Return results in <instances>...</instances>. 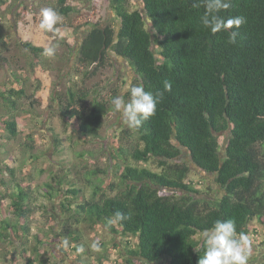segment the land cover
<instances>
[{
	"label": "trees",
	"instance_id": "1",
	"mask_svg": "<svg viewBox=\"0 0 264 264\" xmlns=\"http://www.w3.org/2000/svg\"><path fill=\"white\" fill-rule=\"evenodd\" d=\"M7 1L0 0V7ZM109 2L118 28L85 23L82 28L88 32L76 52L77 74L87 76L90 68H103L107 49L112 48L130 64L147 92L162 91L165 81L172 89L164 92L156 114L135 130L136 143L114 150L124 165L116 166L122 171L119 186L112 184L108 190L101 182L88 179L92 192L87 195L81 184L69 180H58L56 187L45 184L46 196L56 197L55 191L67 195V204H62L66 220L56 230L50 216L48 231L33 238L42 245L51 241L49 234L60 233L77 244L74 251L80 264H87L77 251L82 232L76 226L101 225L111 234L137 238L136 247L127 249V264L161 260L198 264L203 255L201 233L217 219H233L237 232L248 236L252 221L264 226V0H232V7L221 13L225 18L246 17L247 23L237 30L236 44L228 43L227 33L213 35L202 26L205 8L202 3L193 7L197 0H140L142 9L133 10L131 0ZM53 9L65 18L76 11L69 0H57ZM58 27L65 29L67 24ZM6 44L0 31V59L12 77L11 85L0 89V100L14 112L27 97L26 81L3 56ZM21 46L39 65L44 48L25 40ZM89 95L88 89L69 87L61 117L82 135L97 138L108 103L106 98H96L87 106ZM0 123L8 133L0 135V140L18 137L19 122L14 116L0 117ZM182 149L189 152L197 169L214 176L222 197L201 196L203 192L188 180L189 165L177 161ZM151 161L158 171L140 166ZM7 168L12 179L3 181L9 191L2 199H9L16 221L9 219L0 202V242L12 244L15 237L28 243L35 188L28 181L16 182L15 169ZM64 183H68L65 192L61 190ZM117 211L130 212L131 219L108 227L106 220ZM26 252L23 248L25 264H34ZM35 252L39 257L41 250L35 247ZM99 260L102 264L103 258ZM37 264L49 262L40 257Z\"/></svg>",
	"mask_w": 264,
	"mask_h": 264
},
{
	"label": "rangeland",
	"instance_id": "2",
	"mask_svg": "<svg viewBox=\"0 0 264 264\" xmlns=\"http://www.w3.org/2000/svg\"><path fill=\"white\" fill-rule=\"evenodd\" d=\"M69 3L76 11L69 17H63L67 28L60 29L61 35L58 36L41 33L37 29L41 11L44 8H54L57 0H8L6 6L0 7V31L7 40L3 56L9 58L11 68L23 75L27 91V97L19 101L14 112L0 100V117L14 116L19 122L17 138L0 140L3 146L0 147V202L10 220L16 221V217L11 214L10 201L8 198L2 199V195L9 191L2 183L12 179L7 167L15 169L16 182L28 181L35 188L32 200L35 210L32 236L28 238V243L15 237L11 239L12 244L8 241L0 242V264H25L26 259L21 256L23 248H27L26 254L34 264L38 263L40 257L47 259L49 264H80L78 254L74 251L77 244L69 241L67 248L62 247V234H49L52 236L49 239L51 241H44L45 244L43 242L42 245L36 244L33 238L41 231H48L50 216L53 218L52 222L55 221L56 230L63 227L66 220L62 204H67V195L55 191L56 197L50 198L45 195L44 186L51 182L56 187L58 180H69L81 184L87 195L92 192L88 179L95 183L101 182L108 190L112 184L119 186L122 171L116 166L124 165L118 161L114 150L119 147L128 148L136 143L135 130L128 128L111 105V99L122 93L127 81L131 80L134 84L140 82L130 64L109 48L108 59L103 68H90L87 76L78 75L76 71V52L88 32L82 28L85 23L89 21L91 24H98L102 29L118 28L119 21L111 11L110 2L69 0ZM131 9H142L140 0H131ZM69 26L77 30L73 31ZM23 40L43 48L55 44L56 55L53 58L42 55L41 64L37 65L33 63L31 53L21 46ZM11 79L0 59V89L3 86L9 87ZM69 87L89 90L90 95L85 102L87 106H91L96 98L107 99L108 112L99 137L82 135L71 124L66 125L61 117L60 109ZM124 95L125 100H128V95ZM7 134L0 123V135ZM222 144L224 146L225 143ZM177 161L189 165L191 173L188 180L203 192V198L222 197L223 193L215 185L214 176L197 169L186 149H182V155ZM130 163L139 166L132 160ZM140 166L158 171L154 161ZM67 189L68 183H64L61 190L65 192ZM250 227L252 253L249 264H263L264 226L254 220ZM76 228L82 232L79 245L84 246L85 250L81 254L87 264H101V258L102 264H127V249H133L137 244L136 237L111 234L101 225L86 223ZM97 239L101 242L99 252L90 248L92 241ZM35 247L41 250L39 257L37 252L34 254ZM139 264H169V260L157 263L139 261Z\"/></svg>",
	"mask_w": 264,
	"mask_h": 264
},
{
	"label": "clouds",
	"instance_id": "3",
	"mask_svg": "<svg viewBox=\"0 0 264 264\" xmlns=\"http://www.w3.org/2000/svg\"><path fill=\"white\" fill-rule=\"evenodd\" d=\"M201 3L205 8L201 16V24L215 35L227 33L228 43L236 44L242 25L247 23L243 15L227 17L221 15L232 7V0H197L193 7H200ZM63 22L62 15L53 8H44L40 13L37 29L41 33H52L54 36L61 35L58 25ZM57 45L45 46L42 55L46 58H53L56 55ZM172 84L164 82L162 91L155 95L147 92L142 84H134L127 81L120 95L111 99L114 112L119 113L122 121L132 130H138L143 123L156 114L157 105L163 100L164 92H170ZM128 100H125V95ZM131 219V213L117 211L114 218H108L106 225L111 227L118 221ZM62 247L69 246V240L62 238ZM90 248L93 251H101V242L97 239L92 241ZM200 248H203V255H200L198 264H249L252 253L251 240L243 231L237 232L236 223L233 219H217L212 227L206 228L201 233ZM84 246L80 245L77 251L84 252ZM199 252V249L196 248Z\"/></svg>",
	"mask_w": 264,
	"mask_h": 264
}]
</instances>
